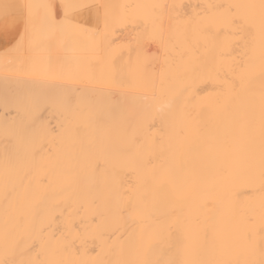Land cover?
I'll return each instance as SVG.
<instances>
[{"label":"bare ground","instance_id":"6f19581e","mask_svg":"<svg viewBox=\"0 0 264 264\" xmlns=\"http://www.w3.org/2000/svg\"><path fill=\"white\" fill-rule=\"evenodd\" d=\"M81 3L68 43L39 47L85 70L69 88L133 65L129 97L151 108L113 128L0 99V264H264V0ZM12 36L0 21V60L31 58L27 34ZM41 78L5 85L0 69V96ZM146 188L174 194L168 237L135 215Z\"/></svg>","mask_w":264,"mask_h":264},{"label":"snow or ice","instance_id":"6c2138e0","mask_svg":"<svg viewBox=\"0 0 264 264\" xmlns=\"http://www.w3.org/2000/svg\"><path fill=\"white\" fill-rule=\"evenodd\" d=\"M84 5L81 0H65V3L57 7L49 3V0H25L23 5L17 0H0V21H6L13 31L12 39H18L23 43L25 34L33 47L34 55L29 59H23L16 55L3 56L0 60V69L3 70L5 85L12 79L21 76L39 75L42 78L31 83L38 87L28 88L23 92H10L5 89L0 99H18L25 105L27 111L55 107L62 113H66L71 121L81 120L89 123L103 121L119 128L121 125L136 121L146 110L151 108L148 97L140 95L129 97V90L136 81L135 67L126 64L119 75L106 72L107 83L102 86H93L88 89L69 88L65 78H75L84 69L73 58H66L53 66L51 55L39 47L41 40H51L58 47H64L75 31V27L69 17V10ZM27 9L29 24L27 29L18 26V20ZM62 20L63 23L50 21ZM236 21L233 20V23ZM10 42V41H9ZM0 43L4 40L0 38ZM202 63H209L210 57L205 53L200 57ZM58 75L59 80H49L50 76ZM94 79V77H93ZM75 97V104H70ZM162 105L158 110H164ZM174 194L163 188H146L141 192L134 208L138 220L155 218V229L162 237H168L173 227L179 222L172 209ZM168 264V262H165Z\"/></svg>","mask_w":264,"mask_h":264}]
</instances>
